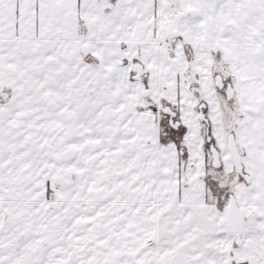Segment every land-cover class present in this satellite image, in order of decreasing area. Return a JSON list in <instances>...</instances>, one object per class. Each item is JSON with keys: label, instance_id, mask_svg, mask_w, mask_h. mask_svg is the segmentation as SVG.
Returning a JSON list of instances; mask_svg holds the SVG:
<instances>
[{"label": "snow or ice", "instance_id": "6c2138e0", "mask_svg": "<svg viewBox=\"0 0 264 264\" xmlns=\"http://www.w3.org/2000/svg\"><path fill=\"white\" fill-rule=\"evenodd\" d=\"M0 264H264V0H0Z\"/></svg>", "mask_w": 264, "mask_h": 264}]
</instances>
